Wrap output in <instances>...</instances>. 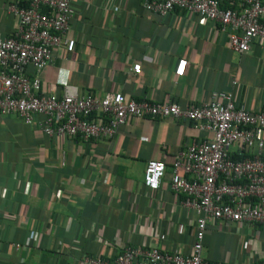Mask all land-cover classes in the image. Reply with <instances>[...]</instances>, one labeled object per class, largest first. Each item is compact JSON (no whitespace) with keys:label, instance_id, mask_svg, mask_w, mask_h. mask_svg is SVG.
<instances>
[{"label":"crops","instance_id":"crops-1","mask_svg":"<svg viewBox=\"0 0 264 264\" xmlns=\"http://www.w3.org/2000/svg\"><path fill=\"white\" fill-rule=\"evenodd\" d=\"M9 2L0 0L3 36L18 27ZM71 7L74 50L53 51L40 74L43 90L72 84L97 96L120 92L181 106L224 92L236 106L264 110L263 41L234 52L214 22L179 9L160 16L142 0H71ZM40 118L29 125L0 114V264H84L83 256L112 259L127 244L191 253L195 215L171 189L169 166L207 132L184 118L130 117L111 137L84 140L48 136ZM150 160L167 165L157 189L143 184ZM202 257L258 264L264 226L210 220Z\"/></svg>","mask_w":264,"mask_h":264},{"label":"built area","instance_id":"built-area-1","mask_svg":"<svg viewBox=\"0 0 264 264\" xmlns=\"http://www.w3.org/2000/svg\"><path fill=\"white\" fill-rule=\"evenodd\" d=\"M142 4L160 16L179 9L214 22L237 53L247 52L253 40L264 42V0H142ZM8 11L18 27L12 36L0 33V114L17 115L29 125L40 116L39 126L48 136L84 140L109 138L130 117L184 118L209 134L192 139L169 166L171 189L183 196L181 205L195 215L191 253L127 244L112 259L83 256L84 264H225L202 257L210 220L264 226V110L236 106L232 94L224 92L214 94L211 101L181 106L176 101L135 100L120 92L97 96L72 84L45 91L40 74L52 63L53 51L60 45L66 52L74 50L75 41L67 36L74 14L71 0H10ZM131 71L139 73L140 64H132ZM247 152L253 153L244 155ZM166 169L164 161L150 160L143 184L157 189Z\"/></svg>","mask_w":264,"mask_h":264}]
</instances>
